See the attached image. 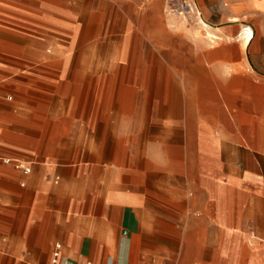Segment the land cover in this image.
<instances>
[{"label": "crops", "instance_id": "1", "mask_svg": "<svg viewBox=\"0 0 264 264\" xmlns=\"http://www.w3.org/2000/svg\"><path fill=\"white\" fill-rule=\"evenodd\" d=\"M179 1L0 0V264H264V0Z\"/></svg>", "mask_w": 264, "mask_h": 264}, {"label": "rangeland", "instance_id": "2", "mask_svg": "<svg viewBox=\"0 0 264 264\" xmlns=\"http://www.w3.org/2000/svg\"><path fill=\"white\" fill-rule=\"evenodd\" d=\"M71 3L77 19L72 23L71 29L75 32H72L70 46L64 51L63 57L67 61H79L83 57L98 61V0H71ZM183 23L179 24L181 29L189 28L186 22Z\"/></svg>", "mask_w": 264, "mask_h": 264}, {"label": "built area", "instance_id": "3", "mask_svg": "<svg viewBox=\"0 0 264 264\" xmlns=\"http://www.w3.org/2000/svg\"><path fill=\"white\" fill-rule=\"evenodd\" d=\"M166 13L173 19L181 20L186 23H192L201 17L198 7L190 0H180L179 2L170 3L167 7ZM248 30H244V35H248ZM5 164H14L17 169L24 170L30 173L31 169L24 166L19 161L11 159H1ZM61 259V245H56L51 264H60Z\"/></svg>", "mask_w": 264, "mask_h": 264}]
</instances>
